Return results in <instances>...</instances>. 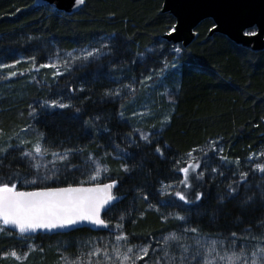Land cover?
I'll return each mask as SVG.
<instances>
[{
	"label": "trees",
	"instance_id": "obj_1",
	"mask_svg": "<svg viewBox=\"0 0 264 264\" xmlns=\"http://www.w3.org/2000/svg\"><path fill=\"white\" fill-rule=\"evenodd\" d=\"M162 3L84 0L65 13L35 0H0V64L16 70L26 61L44 64L59 51L93 47L100 53L51 83L32 77L30 69L0 80V132L25 128L50 155L75 150L43 173L13 152L0 163V182L14 183L17 190L87 185L84 171L95 157L107 169L102 183L116 180L112 191L122 196L104 212L108 227L102 230L24 237L7 227L0 235V264H64L63 253L69 260L86 258L93 247L118 244L120 235L130 245H149L136 264H154L157 257L168 264L163 237L191 228H198L199 236L186 233L189 245L197 238L217 239L231 248L232 233L249 252L264 245L251 239L264 234V172L256 168L264 164V49L251 50L220 33L208 36L210 18L195 27L196 37L186 47L172 44L162 36L175 18L162 11ZM118 84L134 90L120 98L105 95ZM60 95L70 107L40 106ZM139 109L150 110L149 127H161L150 143L132 136ZM186 166H191L190 188L180 183L184 174L178 169ZM199 173L203 176L196 179ZM240 173H247L246 182ZM229 184L237 187L233 197L227 196ZM176 191L193 202L180 201ZM249 196L253 199L243 203ZM84 243L91 249L82 248ZM11 251L22 260L5 255ZM170 254L178 259L180 251Z\"/></svg>",
	"mask_w": 264,
	"mask_h": 264
},
{
	"label": "snow or ice",
	"instance_id": "obj_2",
	"mask_svg": "<svg viewBox=\"0 0 264 264\" xmlns=\"http://www.w3.org/2000/svg\"><path fill=\"white\" fill-rule=\"evenodd\" d=\"M84 0H75L76 5H81ZM255 32L245 33V35H255ZM179 50V49H177ZM98 51V50H96ZM95 53L88 52L83 56L72 57V60H86ZM33 63L35 58H32ZM15 63H19L16 61ZM10 67L0 64V69ZM40 67H55V65H41ZM39 70V69H37ZM16 72H9V76H16ZM60 75V73H54ZM118 93H105V95H115ZM42 108H68L67 104L58 103L53 100L50 104L45 102ZM79 111V109H77ZM35 115V111L30 113ZM121 115H123L121 113ZM147 140V137H142ZM10 139V138H9ZM20 144L27 143L24 140ZM19 151L20 157H28L32 161L37 160L48 154L47 149L42 147L38 140L31 150L21 151L19 145L7 143L0 132V163L13 152ZM73 149H66L62 154L51 153L57 159L66 160L68 154ZM159 152L160 149L158 148ZM91 159V157H90ZM222 159H226L222 157ZM39 168V164H33ZM199 168V164L196 165ZM191 166L178 169L184 174V179L180 181L185 188H190L189 180ZM257 170L264 172V164H257ZM123 170L128 172L127 166ZM104 171H107L105 168ZM194 171V170H193ZM213 171H216L213 169ZM19 176V173H16ZM203 173H199L196 179H200ZM241 180L246 182L247 173H240ZM47 178V177H46ZM94 179V177H93ZM238 183V182H237ZM117 184L116 180L111 183L96 185L95 187H66V188H44L33 192L18 191L16 184L0 182V235L8 233L7 226H12L19 234L35 233L39 230L52 231L55 229H66L74 227L82 222H88L92 225L108 227V224L100 218V211L105 205H109L117 198L112 195V189ZM237 193V187L233 184L228 185L227 196L233 197ZM180 201L192 203L183 191H176L173 194ZM261 196L264 198V189L261 190ZM253 199L252 196L247 197L243 203H248ZM195 200H201V194L195 195ZM178 220H185L186 217H175ZM261 226H264L262 222ZM117 227H122L118 225ZM191 232L199 236L198 228L184 229L182 233H170L163 237L162 243L164 248L161 249L163 255L168 258V264H264V245L257 244L250 252L247 244L237 245V235L232 233V246L228 248L225 242L217 239H200L194 240L193 245L185 242L186 233ZM116 244L111 252L107 247H93L87 254L78 255L74 260L68 257H62L64 264H136L137 260H142L149 253V245L135 246L128 243L127 236H117ZM247 240L248 237L241 238ZM251 239L264 240V234L259 237L253 236ZM179 249L180 256L176 257L170 254V249ZM239 248V250H237ZM31 250V246H29ZM16 260H22V256L16 251L5 253ZM24 256L27 253L23 254ZM93 257H102L93 260ZM154 264H159V257Z\"/></svg>",
	"mask_w": 264,
	"mask_h": 264
},
{
	"label": "water",
	"instance_id": "obj_3",
	"mask_svg": "<svg viewBox=\"0 0 264 264\" xmlns=\"http://www.w3.org/2000/svg\"><path fill=\"white\" fill-rule=\"evenodd\" d=\"M35 3H47L57 10L65 13L75 12L81 5H76L75 0H35ZM162 11L169 12L175 18L173 29L163 35V39L186 47L195 37V27L206 18L213 21V27L209 30L208 36L213 33H220L228 37L236 44L249 47L258 51L264 49V0H163ZM254 28L255 35H245L247 30ZM108 183L70 185L71 187H95ZM69 186H56L44 188H66ZM44 188L31 190H18L24 192L38 191ZM112 195L117 199L109 205H105L100 211V218L112 205L122 199V196ZM104 220V219H103ZM10 231L24 237L36 234H64L81 228L91 227L102 230L105 227L82 222L74 227L66 229H55L52 231L37 230L19 234L14 227L7 226Z\"/></svg>",
	"mask_w": 264,
	"mask_h": 264
},
{
	"label": "rangeland",
	"instance_id": "obj_4",
	"mask_svg": "<svg viewBox=\"0 0 264 264\" xmlns=\"http://www.w3.org/2000/svg\"><path fill=\"white\" fill-rule=\"evenodd\" d=\"M254 32V28H251L247 30V33ZM88 52H94L95 54L92 57H96L100 53H98L93 47L92 48H83L80 50H75L72 52H57L51 59L47 60L46 63L44 64H39V65H33L31 62L26 61V65L23 68L12 70V67H6L3 69H0V80L2 81H7L10 78H13L15 76H9V72H16L18 74H25L24 71L25 69H30L27 73H30L32 77H36L40 75L42 80L49 81L51 83V79H54L55 77L57 78L58 76H61L62 74H65L69 72L70 70L74 69L75 66L81 67L84 64H86L92 57L86 59V60H72V57L76 56H83L85 53ZM41 65H55V67H40ZM39 69V70H37ZM54 73H60V75H54ZM134 88L132 85H115L113 88V93H118L115 95H112L111 98H120L122 97L125 93L126 94H131L133 92ZM57 101L58 103H63L66 104L65 100L63 99V96H57V97H52L50 101H46L49 104L53 101ZM45 102L40 104V106L44 105ZM68 105V104H67ZM58 108V107H57ZM48 109H56V108H48ZM151 112L148 109L142 110L139 109L135 113L136 117V122H137V127L134 128L132 136H135V142L138 140L146 143H150L153 141L155 137V133H159L161 131V127L159 126L157 129L154 127V125H148L146 122L148 116H150ZM13 132H7L3 133V138L7 143L13 144V145H19L20 148H22V151H29L32 149L33 145L37 143V138L36 135L30 134V132L22 128L21 131H14ZM142 137H147V140L143 139ZM10 138V139H9ZM21 140L26 141L27 143L25 144H20L19 142ZM50 153L48 152L47 155L38 157L37 160L33 161L34 164H39V168H36L39 172L43 173L45 168H47V165L53 164L54 161L57 160L56 157H50ZM192 154L189 156V158H192ZM90 161V166L88 168H85L84 174L87 175V179L85 182L89 184H98L103 182V178L106 177L105 171H104V166L101 165V162L96 159L95 157L89 158ZM94 177V179H93ZM169 185L164 186V190L169 188ZM114 241H117L115 239ZM107 242V241H106ZM105 242V243H106ZM118 243H120L118 241ZM85 244V243H84ZM114 246H112L113 248ZM82 248L87 250L91 249V245L85 244L82 246ZM109 251L111 252V247H108ZM70 250V249H69ZM68 253H65V257H67ZM71 254V253H70ZM10 258H13L9 256ZM62 257H64V253L62 254ZM96 257L93 258L95 260Z\"/></svg>",
	"mask_w": 264,
	"mask_h": 264
}]
</instances>
